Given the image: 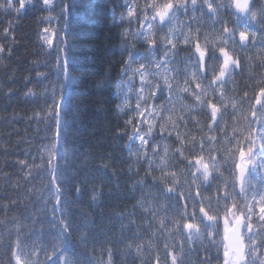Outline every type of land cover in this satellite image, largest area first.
I'll list each match as a JSON object with an SVG mask.
<instances>
[{
    "label": "trees",
    "instance_id": "obj_1",
    "mask_svg": "<svg viewBox=\"0 0 264 264\" xmlns=\"http://www.w3.org/2000/svg\"><path fill=\"white\" fill-rule=\"evenodd\" d=\"M223 2L227 4L229 0ZM145 4L146 0H52L46 6L42 0H26L20 12L0 10V46L4 49L0 52V264H7L6 244L10 236L16 240L17 229L30 237L29 245L41 248L38 257H34L40 264H109L108 245H111L113 264H141L142 259L150 261L157 251L164 259L165 242L175 252L177 264H223V233L219 222L215 226V240L211 242L207 238L199 240L195 232L191 243L185 234L175 230L162 235L165 230L160 229V220H164L166 227L174 228L173 217L165 215V201L157 203L154 196H149L148 186L155 187L152 176L146 177L149 159L143 156L144 150L134 140L135 127L125 124L137 117L135 100L141 95L146 98L138 100L141 108L154 107L159 112L163 104L173 120L188 115L186 105H195L193 95L178 91L184 85V65L179 63L185 54L183 38L175 44L179 52L176 62L157 69L156 63L161 58L137 34L149 33L147 21L141 28L135 20L126 18L129 5L134 9L138 5L139 15L143 16ZM252 8L264 19L263 0H253ZM204 11L205 16L200 19L197 8V20L190 22L193 14L190 8L188 16L178 15L164 32L156 31L160 25L157 20L149 34L155 33L154 38L162 40L171 32L175 36L181 32L188 34L190 25L193 37L200 30L203 46L205 38L211 42L215 36L207 10ZM152 15V11L147 12L148 21ZM171 51L170 46L169 61ZM248 54L252 60L243 64L241 55L244 70L237 72L234 81L225 88L221 107L224 115L217 134L222 135L219 129H226L231 136L233 127L247 126L242 118L237 125L232 118L231 104L238 103L246 83L255 86L264 75L261 61L256 59L264 57V52L254 47ZM217 59L211 55L208 58L209 72L215 68ZM141 64L146 65L147 71L140 68ZM177 68L181 70L179 76ZM137 69L150 75L154 84L153 73H160L161 83L167 76L174 85L171 97L164 93L163 100L159 96L153 99L149 97L148 87L141 94L137 89V74L132 85L135 94L129 100L125 98L123 83L128 80L129 72ZM247 90L251 95L252 90ZM219 97L218 89L215 98L219 100ZM192 115L195 116V110ZM236 115L239 117V107ZM168 116L169 111H165L163 119L147 115L145 119L159 124L166 123ZM168 128L172 136L165 133L166 139L161 140L157 135L153 141L158 154L151 149L148 152V157L153 158L151 170L157 177L161 167L165 171L176 170L172 168L171 158L178 141L171 123ZM179 130L191 132L200 139L201 134L191 118L187 120V127L181 121ZM143 131H147V125H143ZM165 144L171 148L167 157ZM53 145L57 146L58 157L52 154ZM161 157L165 164H161ZM176 157L178 160V154ZM20 160H25L27 166H21ZM50 164H57V183L62 194L55 216L54 191L45 187L51 179L45 170ZM246 181L245 187L252 186L249 195L264 193V175L259 176L254 186L250 178ZM207 191L206 196L215 198L211 184ZM141 204L156 210V217L145 213ZM60 219L67 225V231L61 228ZM133 219L135 223L131 222ZM204 227L207 228L206 223ZM253 233L261 240L259 255L264 256V228L258 219H254ZM128 240L133 241L131 249L126 247ZM135 243L144 245L140 256L136 254ZM52 253L53 258L47 260L46 254ZM249 264H259V261L250 258Z\"/></svg>",
    "mask_w": 264,
    "mask_h": 264
},
{
    "label": "snow or ice",
    "instance_id": "obj_2",
    "mask_svg": "<svg viewBox=\"0 0 264 264\" xmlns=\"http://www.w3.org/2000/svg\"><path fill=\"white\" fill-rule=\"evenodd\" d=\"M51 2L52 0H42L46 6ZM25 4L26 0H0V10L20 12L24 9ZM190 8L193 13L189 18L190 22L197 20V8L200 11V19L204 18V10H207L208 19L211 20L212 30L215 32L211 42L205 38V43L202 46L200 30L197 29L196 35L193 37L190 25L188 34L181 32L180 36H175V33L171 32L165 34L162 40L155 39V33L149 34L155 21L159 20L160 22L156 31L164 32V29L169 27L178 15L188 16ZM140 11L138 5L135 6V9L129 5L126 18L135 20L141 28L147 21L149 33L137 32V34L141 35L146 40L147 47L155 49L156 56L161 58L160 62L156 63L157 69L162 65L171 66L173 62H176L179 52L176 50L175 44L181 37L183 38L182 50L185 54L179 58V63L184 65L182 72L184 85L178 91L193 95L195 100L194 106H185L188 109V115L177 117L175 120H173L170 110L165 109L163 104L159 106L160 111L157 112L154 107L151 109L141 108L138 103L137 117L125 121L127 126L135 127L134 138L138 140L140 147L144 150L143 156L149 159V170L146 171V177L151 175L155 184L154 188L151 185L148 186L149 196H154L157 203L160 200L165 201L163 211L166 216L173 217L171 225L174 228L166 227L164 220H160L159 227L165 230L162 235L175 230L185 234V239L191 243L193 232H195L199 240L207 238L211 242L215 240V226L219 222L222 224L223 233V264H249L250 258L253 261L258 260L259 264H264V256L259 255L261 240H258L253 233L254 219H258L260 227L264 228V193L249 195L252 186L248 184L245 187V175L249 169H258V172L264 174V75L256 81L255 86L250 82L246 83L238 103L231 104L232 118L236 120L237 125L242 118L247 126L233 127L231 136L227 135L226 129H219L222 135L217 134L224 115L221 112V107L224 106L226 86L234 81L237 72L244 70L242 65L246 61L252 60L251 55L248 54L250 48L255 47L264 52V19L259 18L256 11L253 10L251 0H229L227 4L223 0L220 3H216V0H190V2L189 0H163L162 3L157 0H146L143 16L139 15ZM148 11L153 12L151 21H148L147 18ZM217 25H219L218 28ZM4 31L7 33L9 29L6 28ZM124 34L127 36V31ZM170 46L172 48L171 61H169ZM3 50V46H0V52ZM210 55L214 59L215 57L218 59L215 68L209 72L207 61ZM241 55H243V64ZM155 59L156 57H153V60ZM256 59L261 61L260 67L264 69V57L257 56ZM140 68L147 71L144 64H141ZM189 69H191L190 72ZM167 70L166 67L165 71ZM137 72L140 76L139 91L141 94L144 87H148L149 97L153 99L159 96L163 100L164 93H167L169 98L171 97L174 85L169 82L167 76L161 83L160 73H153L154 84L153 80L148 79V76L140 69H137ZM176 73L179 76L181 70L177 68ZM251 76L252 73L249 72V77L251 78ZM193 83L194 88L192 87ZM249 88L252 90L251 95L247 90ZM218 89L220 91L219 100L215 98ZM140 99L145 100L146 98L141 95ZM245 104H247V108L244 107ZM238 107L239 117L236 115ZM194 110L195 116L192 115ZM120 111H123V108H120ZM165 111H169L166 123L156 124L151 119H145L146 115L159 116L163 119ZM189 118L193 119L198 127L201 134L199 140L191 132L181 133L179 130L180 122L183 121V126L187 127ZM201 118L203 123H201ZM168 123H171L172 128L175 129V139L178 141V146L175 147L171 158L174 161L172 168L176 170L165 171V168L161 167L160 175L157 177L151 170L153 158L148 157V152L151 149L153 153L158 154L157 147L153 145L157 135L161 140L166 139L165 133L167 136L173 135V132L168 128ZM143 125H147V131L142 133ZM58 135L59 131H57V139ZM217 144L221 147H215ZM56 148L57 146L53 145L52 154L58 157ZM170 150V146L165 144V157L168 156ZM176 154L179 156L178 160ZM18 163L21 166H27L25 160H20ZM161 164H165L163 157H161ZM258 164L259 167H257ZM37 167L39 168V166ZM45 170L51 175V179L47 181L45 187L48 188V191H54L55 203L52 211L55 216V211L59 208L62 199L61 189L57 183V164L55 166L50 164L49 168ZM141 183L143 184V181ZM209 184H211V190L216 193L215 198L204 194L208 192ZM93 199H95V195ZM141 208L145 213H150L153 218L156 217V210L150 209L144 204H141ZM131 222L135 223V220L133 219ZM205 223L207 228L204 227ZM59 224L64 231H67V225L63 219L59 220ZM21 235L25 236L23 240ZM135 235L138 236L139 233H135ZM154 235L155 231H153ZM29 238L27 234H21L19 229H17L15 241L11 236L9 237L6 244L7 264H40L39 260L34 257H38L41 248L32 243L29 245L27 243ZM126 247L131 249L133 241L128 240ZM135 248L138 256L144 251L143 243H135ZM181 248H183V241ZM163 249L164 259L157 251L150 261L146 262L142 259L141 264H169V258L171 264H177V256L174 251L169 250L167 242L164 243ZM229 249H232L234 259H230ZM107 253L110 258L109 264H113L111 245H108ZM53 255V253L52 255L46 254V259L50 261ZM61 259L63 260V258Z\"/></svg>",
    "mask_w": 264,
    "mask_h": 264
},
{
    "label": "rangeland",
    "instance_id": "obj_3",
    "mask_svg": "<svg viewBox=\"0 0 264 264\" xmlns=\"http://www.w3.org/2000/svg\"><path fill=\"white\" fill-rule=\"evenodd\" d=\"M263 4H264V0H263ZM144 73H145L146 76H148V79H150L149 78L150 75H148L146 72H144ZM137 74L139 75V73L137 71H135V72L134 71L133 72L130 71L129 74H128L129 75L128 76V80L123 83L122 93H123V96L125 98H127V99L128 98L129 99L132 98L134 96V94H135L134 93V89L132 88V85L135 83V77H136ZM140 87H141V83H140V76H139L137 89H140ZM139 99H140V96L138 97V99L135 100L136 101V105L138 103L140 104V102L138 101ZM134 140L138 142V140H136L135 138H134ZM257 167H259V164L257 165ZM262 175H264V174L258 172V169L257 170L256 169H253V170L249 169V172L247 174L246 180L248 181L249 178H250L251 182H252V185L254 186V185H256L257 180L259 179V176L261 177Z\"/></svg>",
    "mask_w": 264,
    "mask_h": 264
},
{
    "label": "water",
    "instance_id": "obj_4",
    "mask_svg": "<svg viewBox=\"0 0 264 264\" xmlns=\"http://www.w3.org/2000/svg\"><path fill=\"white\" fill-rule=\"evenodd\" d=\"M251 4H252V0H251ZM233 11H234V9H233ZM246 175H247V173H246ZM246 175H245V177H246ZM229 251H230V259H234V255L232 254V249H229Z\"/></svg>",
    "mask_w": 264,
    "mask_h": 264
},
{
    "label": "clouds",
    "instance_id": "obj_5",
    "mask_svg": "<svg viewBox=\"0 0 264 264\" xmlns=\"http://www.w3.org/2000/svg\"><path fill=\"white\" fill-rule=\"evenodd\" d=\"M55 151L57 152V148L55 149Z\"/></svg>",
    "mask_w": 264,
    "mask_h": 264
}]
</instances>
